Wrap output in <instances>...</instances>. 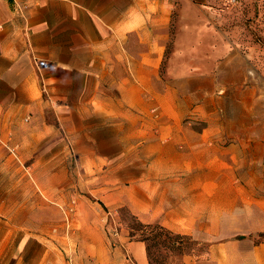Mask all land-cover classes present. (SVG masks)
I'll list each match as a JSON object with an SVG mask.
<instances>
[{"label":"crops","instance_id":"obj_1","mask_svg":"<svg viewBox=\"0 0 264 264\" xmlns=\"http://www.w3.org/2000/svg\"><path fill=\"white\" fill-rule=\"evenodd\" d=\"M207 4L0 0V139L35 151L55 134L50 113L76 148H110L79 157L99 165L90 192L104 210L91 228L104 234L73 240L74 264L149 263L120 221L123 207L194 242L166 264H264V72L248 73L254 52L238 35L210 33L223 23L187 24L188 9L213 11ZM194 28L200 41L187 45L205 52L182 50L194 40L169 33ZM165 60L214 63L187 66L181 84L176 65L164 80Z\"/></svg>","mask_w":264,"mask_h":264},{"label":"rangeland","instance_id":"obj_2","mask_svg":"<svg viewBox=\"0 0 264 264\" xmlns=\"http://www.w3.org/2000/svg\"><path fill=\"white\" fill-rule=\"evenodd\" d=\"M207 3L213 11L206 13L200 6L188 9V13L183 15L187 24L200 18L223 23L224 26L213 27L210 33L212 31L215 35L219 30L230 37L232 33L238 35L241 50L246 54L254 52L252 61L255 66H249L248 73L251 74L254 69L255 72H264V0H207ZM235 25L239 28H234ZM201 32L204 33V30ZM169 33L171 39L180 35L188 41L194 40L181 46L182 50H188V53L191 50L205 52V45L195 44L191 48L187 45L198 41L195 28L179 32L171 30ZM172 44H168L167 54L175 49ZM213 63L179 61L169 66L178 67L176 75L183 78L178 83L186 84L187 66L191 71L197 67L203 72L209 70ZM169 66L165 60L161 72L164 80L172 81V77L167 76ZM157 112L155 107L150 111L154 119L160 117ZM47 117V121L55 127V134L36 145L35 151H18L11 139H0V163L6 164L0 169V245H4L0 250V264L4 261L19 264V259H22L20 264H74L73 240L103 233L91 228L98 210L101 214L104 210L97 200L98 196L90 192L98 185L96 169L99 165H83L79 157L83 152L110 148L101 145L96 149L76 148L70 143L65 128L50 113ZM118 213L120 221L128 229H134L136 234L140 232L137 231L141 226L133 220L126 207ZM113 228H104L107 237L111 236ZM146 233L151 234L149 231ZM261 240L262 236L258 241ZM148 242L152 252L151 264L179 260L182 253L193 245L185 240L179 250L171 249L167 243L153 245L152 240Z\"/></svg>","mask_w":264,"mask_h":264},{"label":"trees","instance_id":"obj_3","mask_svg":"<svg viewBox=\"0 0 264 264\" xmlns=\"http://www.w3.org/2000/svg\"><path fill=\"white\" fill-rule=\"evenodd\" d=\"M132 218L134 221H136L138 226L141 227L137 231V232L140 231L138 234L135 233L134 229H129V236L132 240L135 241L140 240L146 244V251L149 258L148 264H151V255H152V252L150 251V244L148 242L150 240L153 241V245L167 243L171 249H179V250L181 249L182 244L183 242H185V240H189V242L194 245V242L187 236L184 237L180 235H175L172 232H169L168 230L164 229L162 226H160L157 223H154V225H146L141 223L140 221L138 222L134 217ZM146 231H149V233L151 234H147ZM184 252L182 253V255L184 254Z\"/></svg>","mask_w":264,"mask_h":264}]
</instances>
